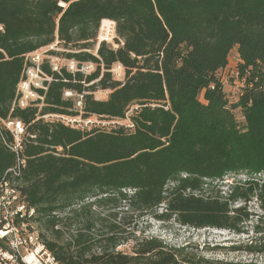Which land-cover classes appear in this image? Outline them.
I'll list each match as a JSON object with an SVG mask.
<instances>
[{"label": "trees", "instance_id": "16d2710c", "mask_svg": "<svg viewBox=\"0 0 264 264\" xmlns=\"http://www.w3.org/2000/svg\"><path fill=\"white\" fill-rule=\"evenodd\" d=\"M103 19L116 22L119 46L104 41L96 56ZM0 25V178L25 161L17 188L61 264H263L208 259L139 233V220L241 233L256 218L259 236L244 249L264 253V0H0ZM57 37L98 67L89 85L81 74L55 82L41 114L76 113L63 98L73 88L89 92L84 116L130 123L80 130L13 109L26 54ZM234 49L245 87L231 102L219 72ZM99 89L108 98H95ZM12 119L25 124L18 148ZM238 174L226 191L209 190ZM254 199L261 212L249 209Z\"/></svg>", "mask_w": 264, "mask_h": 264}, {"label": "built area", "instance_id": "2783aa9c", "mask_svg": "<svg viewBox=\"0 0 264 264\" xmlns=\"http://www.w3.org/2000/svg\"><path fill=\"white\" fill-rule=\"evenodd\" d=\"M60 5L66 6L65 3H60ZM0 30H3L1 25ZM116 35V22L103 19L97 36L99 44L113 40ZM60 44L61 41L57 37L53 43L26 54L13 109H37V118L58 121L75 129L90 130L98 125V122L91 119L97 115L84 116V96L89 93L86 91L65 88L63 92V98L73 102V110L76 113L41 114L46 105L47 93L55 82L67 81V74H71L74 80L78 74H81L84 77L82 82L89 85L85 82L86 78L98 67L96 62L80 61L68 56V53L75 51ZM97 52L96 56H98ZM110 71L116 76L115 79L124 80L125 67L123 64L115 63ZM110 92L111 90L109 94ZM7 127L14 134L17 142L16 148H18L20 136L25 133L24 122L12 119L7 122ZM24 164V160L19 161L17 166L10 168L0 178V238L5 240V245L0 246V264H61L41 239L36 223L33 221L36 214L35 208L28 206L17 188L15 178L21 175Z\"/></svg>", "mask_w": 264, "mask_h": 264}, {"label": "rangeland", "instance_id": "374dc122", "mask_svg": "<svg viewBox=\"0 0 264 264\" xmlns=\"http://www.w3.org/2000/svg\"><path fill=\"white\" fill-rule=\"evenodd\" d=\"M117 40L119 41L116 35V37L113 40L108 41L107 44L117 48L119 46ZM99 45V42L96 40V42L93 43L90 51L95 54ZM238 64L239 61L237 50L234 49L229 57L228 65L219 72L224 84V91L231 102H236L238 100L239 93L243 91L245 87L244 79L240 78L238 74ZM113 76L116 78L114 74ZM108 95L109 90L103 89L97 90L94 94L95 98L98 99H106ZM132 110L133 109H131L128 114H131ZM234 112L238 121L241 124H244L242 110L237 108ZM91 119L95 122H98L97 124L101 126H112L116 122L121 124L130 123L128 118L125 120H111L107 117L93 116ZM241 177H246V175H229L221 181L214 182V185L209 187V190L212 192L222 190L224 192L227 190L229 184L235 182ZM249 209L254 212H261L256 199L250 203ZM160 211L162 210H159V212ZM257 223L258 222L256 218H253L244 225V232L237 233L228 229H217L213 227H205L200 229L193 228L179 224L172 217L160 219L153 214H149L140 218L139 233H142L145 236L162 238L166 242L176 246L191 244L194 246L195 250H198L202 256L208 259L234 262L254 261L264 264V253H252L244 249L245 246L249 245L252 240H255L256 236H259L253 232ZM36 226L39 228L38 224H36ZM130 246L131 244L122 245L119 247V249L129 250ZM234 246H239L243 249H234Z\"/></svg>", "mask_w": 264, "mask_h": 264}, {"label": "bare ground", "instance_id": "6f19581e", "mask_svg": "<svg viewBox=\"0 0 264 264\" xmlns=\"http://www.w3.org/2000/svg\"><path fill=\"white\" fill-rule=\"evenodd\" d=\"M108 20V19H107Z\"/></svg>", "mask_w": 264, "mask_h": 264}]
</instances>
